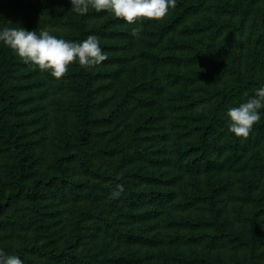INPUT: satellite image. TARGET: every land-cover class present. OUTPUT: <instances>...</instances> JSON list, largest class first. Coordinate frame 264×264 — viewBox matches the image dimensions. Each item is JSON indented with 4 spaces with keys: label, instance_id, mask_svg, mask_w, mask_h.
Returning <instances> with one entry per match:
<instances>
[{
    "label": "trees",
    "instance_id": "trees-1",
    "mask_svg": "<svg viewBox=\"0 0 264 264\" xmlns=\"http://www.w3.org/2000/svg\"><path fill=\"white\" fill-rule=\"evenodd\" d=\"M138 23L136 38L69 0H0V27L95 34L107 56L55 78L0 42V249L24 264H264V115L247 138L225 115L264 86V0H177ZM27 179L50 236L16 254Z\"/></svg>",
    "mask_w": 264,
    "mask_h": 264
},
{
    "label": "clouds",
    "instance_id": "clouds-1",
    "mask_svg": "<svg viewBox=\"0 0 264 264\" xmlns=\"http://www.w3.org/2000/svg\"><path fill=\"white\" fill-rule=\"evenodd\" d=\"M72 10L85 15L89 9L107 11L128 24L134 25L131 34L139 38L142 34V20H160L177 0H69ZM0 42L11 48L15 55L26 63H31L41 70L47 71L55 78H62L72 62H78L85 69H92L107 59L101 47L100 38L89 34L82 41L68 40L50 34L46 29L27 30L19 27H0ZM228 130L236 137L247 138L253 126L264 115V86L255 90L238 106L226 111ZM113 193L118 196L123 185H117ZM0 264H24L18 255L5 254L0 249Z\"/></svg>",
    "mask_w": 264,
    "mask_h": 264
},
{
    "label": "rangeland",
    "instance_id": "rangeland-1",
    "mask_svg": "<svg viewBox=\"0 0 264 264\" xmlns=\"http://www.w3.org/2000/svg\"><path fill=\"white\" fill-rule=\"evenodd\" d=\"M30 179L24 181H18L15 184V187H20L18 194L13 197V204L11 206L10 216L12 221H18L22 226L29 225L30 230L25 231V229L20 230V234L17 236L16 243L14 244L13 252L17 254L15 249L17 245H26L29 248L35 247L38 252L44 250L49 241L50 234L45 228L46 222L44 221L42 215L38 212V208L35 204L29 200V184ZM19 228H17L18 230ZM89 233V228L86 231ZM87 236L83 238V241H86ZM26 242V243H24ZM30 256V257H34Z\"/></svg>",
    "mask_w": 264,
    "mask_h": 264
}]
</instances>
